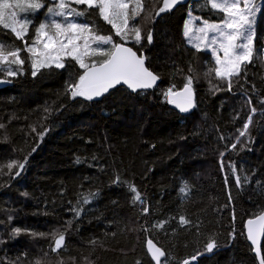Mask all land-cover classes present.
Masks as SVG:
<instances>
[{"label": "trees", "instance_id": "16d2710c", "mask_svg": "<svg viewBox=\"0 0 264 264\" xmlns=\"http://www.w3.org/2000/svg\"><path fill=\"white\" fill-rule=\"evenodd\" d=\"M200 2L161 13L143 31L146 66L160 75V84L151 92L131 94L117 88L102 100H73L65 95V84L70 75L78 79L82 70L71 60L65 69H45L35 78L26 62L24 75L7 78L12 85L0 89V123L5 125L0 128V161L28 156V163L20 177H0L4 264H14L17 257L21 264L37 259L41 264H153L145 251L147 240L165 251V259L171 256L170 264L185 259L190 264H258L244 225L264 210V37L259 33V55L246 77L241 76L232 92L213 95L204 76L207 63H213L210 56L186 47L181 37L189 6L193 15H211L217 21V15L199 10ZM94 19L122 42L97 15L82 22ZM150 28L153 42L148 44ZM0 40L24 47L10 30L0 28ZM127 45L134 51L138 47ZM190 65L196 107L191 115L181 116L169 108L163 92L172 84L181 89ZM250 115L248 134L237 143ZM44 128L49 131L41 140ZM117 175L120 182L113 183ZM185 183L187 195L180 191ZM133 184L144 203L134 200ZM97 190L99 196L83 204L84 197ZM74 206L83 208L79 217L70 211ZM9 215L14 216L10 224ZM181 216L189 224L182 225ZM161 221H166L163 228L153 227ZM14 227L49 235L21 234L13 240ZM59 231H65L66 248L53 253L51 234ZM213 238L218 247L208 253L206 244ZM196 253L201 255L192 260Z\"/></svg>", "mask_w": 264, "mask_h": 264}, {"label": "snow or ice", "instance_id": "6c2138e0", "mask_svg": "<svg viewBox=\"0 0 264 264\" xmlns=\"http://www.w3.org/2000/svg\"><path fill=\"white\" fill-rule=\"evenodd\" d=\"M182 2L184 0H163V6L159 7L154 15L149 12L147 19L154 24L156 17H159L161 13L171 11ZM81 5L84 7H79ZM198 7L201 12L208 10L217 15V21L213 22L211 15L208 18L193 15L190 6L188 18L183 25V36L197 53H211L214 63H207L204 76L208 78L209 90L212 94L215 95L224 90L232 92L241 76L246 77L248 66L258 58L259 49L256 42L260 36L257 30V17L258 14H264V0H201ZM45 8V19L37 26L35 16L39 10ZM143 11L145 8L142 0H0V28L10 30L17 40L25 41L21 49L14 42L7 43L0 40V74L4 77L0 79V83L10 82L8 77L24 75L26 62L30 63L31 75L35 78L43 75L45 69L49 71L53 68L65 69L71 60L75 61L82 70L78 79L70 75L65 84V95L73 100L79 97L93 101L109 93V90L117 85H126L132 92L140 90V94H144V91L157 86L160 75L151 70L150 66H146L149 58L143 52L145 38L143 26L135 23ZM88 15H97L105 24L110 25L115 36L122 42H116L113 35L109 34L95 19L91 23L82 22V18ZM30 29H34V36L31 37V43H28L25 38L29 35ZM146 39L148 44L153 42L151 28L146 33ZM128 43L138 47L134 51L133 47L126 46ZM22 52L28 55L22 56ZM193 72L194 68L190 65L183 87L177 90L176 85L172 84L163 92L164 101L181 113H188L196 107ZM248 103H251L250 98ZM261 103L264 104V98L261 99ZM45 111L51 114L49 109L46 108ZM251 111L252 115H255L257 109L253 107ZM261 114L264 115V113ZM252 115L244 123L243 130L237 137V143H241L240 137L248 134ZM4 127L5 125L0 123V128ZM32 130L35 132L36 128L33 127ZM48 131V128H44L39 133L41 140ZM231 147L235 149L236 144H232ZM35 150L33 148L32 152ZM221 155L224 154L221 153ZM77 162H79L78 157ZM27 163L28 156H24L23 160L0 161V177L4 175L10 176L11 179L20 177ZM235 171L233 167V173ZM120 179L117 175L113 183L120 182ZM236 182L237 186H240L239 176H236ZM130 191L135 193V201L144 203L134 184L130 186ZM180 191L185 195L189 194L187 183ZM99 194V190L89 193L84 197L83 204L91 203ZM22 195L27 196L28 193L24 192ZM79 203L78 201L77 204ZM70 211L79 217L83 208L74 206ZM148 211V207L143 208L144 213ZM13 219L14 216L9 215L8 223L10 224ZM67 223L71 226L72 222ZM165 223L166 221H161L153 227L163 228ZM180 223L186 225L189 224V220L181 216ZM245 227L247 239L253 246L259 264H264V255L261 254L264 210L248 219ZM234 233L235 229L233 233H230L233 239H235ZM21 234L34 238L49 235L14 227L11 230L10 239L14 240ZM51 235L54 238V247L50 248L51 252L57 253L66 248L65 231H59L58 235L53 232ZM3 243L5 241L0 239V244ZM217 247L218 241L213 238L206 244V251L212 253ZM148 250L155 264H161V257L166 256L165 251L156 247L151 240L148 241ZM22 255L26 257L27 253ZM199 255L201 253H196L191 259L196 260ZM171 259L169 255L164 264H170ZM0 264H4V261L0 260ZM14 264H21V257H17ZM35 264H41V260L37 259ZM61 264H63L62 261ZM182 264H190V261L185 259Z\"/></svg>", "mask_w": 264, "mask_h": 264}, {"label": "rangeland", "instance_id": "374dc122", "mask_svg": "<svg viewBox=\"0 0 264 264\" xmlns=\"http://www.w3.org/2000/svg\"><path fill=\"white\" fill-rule=\"evenodd\" d=\"M142 3L144 4L145 11L141 12V15L139 17H137L136 22H137V24H141L143 26V31H145L147 26H148V24H149V22H150V20L147 19L148 13L152 12V14L154 15L155 11H157L159 7L163 6V0H142ZM81 6H79V7H81ZM189 8H190V6H189ZM45 12H46V8L42 9V10H39L38 13L35 16V22H39V21L41 22L42 20H44L45 19ZM142 14H145V17H142ZM187 18H188V13H187L186 19ZM197 23H199V22H197ZM257 30H258V34L262 33V35L264 37V14H258V17H257ZM32 36H34V30L30 34V38H25V40L28 43H31V37ZM181 37L183 39L184 45L186 47L192 48L186 42L185 37L183 36V27L181 29ZM23 42L25 43V41H23ZM192 49H194V48H192ZM202 53L208 54L210 56L212 62L214 63L210 52H202ZM261 55H262V58L264 60V45H263V48H262Z\"/></svg>", "mask_w": 264, "mask_h": 264}, {"label": "water", "instance_id": "95a60500", "mask_svg": "<svg viewBox=\"0 0 264 264\" xmlns=\"http://www.w3.org/2000/svg\"><path fill=\"white\" fill-rule=\"evenodd\" d=\"M191 1H192V0H184V2H182V3H180V4H177V5H176L171 11L175 10V9L178 8V7H182V6L188 5V4H190ZM126 46H128V45H126ZM129 47H130V46H129ZM159 84H160V79H159L158 82H157V86H158ZM11 85H12L11 82L0 83V89L6 88V87H10ZM157 86H156V87H157ZM156 87H154V88H152V89H148V90H146V92H151V91H153ZM117 88H123V89L127 90V91H128L129 93H131V94H135V93L140 92V90H138L137 92H132V91H131L126 85H117L115 88L110 89V90H109V93L105 94L104 96H102V97H100V98L94 99L93 101L102 100L104 97L108 96L113 90H115V89H117ZM168 106H169V108H170L171 110H173L174 112L178 113V114L181 115V116H188V115H191V114L194 112V110H195V108H193V109H192L190 112H188V113H181V112H180L178 109H176L174 106L169 105V104H168ZM246 222H247V221H246ZM245 225H246V223H245ZM245 225H244V232H245V237H246L247 243H248V245L251 247V249H252V253H253V255L256 257L257 262H258V264H259V259H258L257 255H256V253L253 251V246H252L251 242L247 239V231H246V227H245ZM263 237H264V236L261 237V245H262ZM148 241H149V240H147V241L145 242V251H146V254H147V256L149 257V259L151 260V262H152L153 264H155V261L152 260L151 255H150L149 250H148ZM152 243H153L154 245H156L153 241H152ZM156 247H158V246L156 245ZM159 248H160V247H159ZM161 250H162V249H161ZM165 257H166V256H165ZM165 257H161V263L163 262V260L165 259Z\"/></svg>", "mask_w": 264, "mask_h": 264}, {"label": "flooded vegetation", "instance_id": "af4514ba", "mask_svg": "<svg viewBox=\"0 0 264 264\" xmlns=\"http://www.w3.org/2000/svg\"><path fill=\"white\" fill-rule=\"evenodd\" d=\"M1 75V74H0ZM0 79H3V78H0Z\"/></svg>", "mask_w": 264, "mask_h": 264}, {"label": "crops", "instance_id": "0c3cea01", "mask_svg": "<svg viewBox=\"0 0 264 264\" xmlns=\"http://www.w3.org/2000/svg\"><path fill=\"white\" fill-rule=\"evenodd\" d=\"M191 2H192V1H191ZM191 2H190V3H191ZM188 5H189V4H188Z\"/></svg>", "mask_w": 264, "mask_h": 264}]
</instances>
